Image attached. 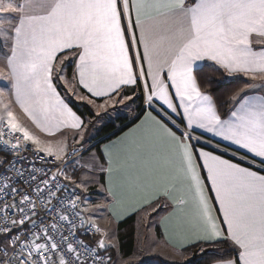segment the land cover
I'll use <instances>...</instances> for the list:
<instances>
[{
  "label": "snow or ice",
  "instance_id": "obj_1",
  "mask_svg": "<svg viewBox=\"0 0 264 264\" xmlns=\"http://www.w3.org/2000/svg\"><path fill=\"white\" fill-rule=\"evenodd\" d=\"M0 16V264H121L94 184L113 215L165 223L186 188L183 264H264V0H0Z\"/></svg>",
  "mask_w": 264,
  "mask_h": 264
},
{
  "label": "crops",
  "instance_id": "obj_2",
  "mask_svg": "<svg viewBox=\"0 0 264 264\" xmlns=\"http://www.w3.org/2000/svg\"><path fill=\"white\" fill-rule=\"evenodd\" d=\"M253 46L255 48L260 47L256 44H254ZM5 71H7V69H5ZM236 78L247 79L242 74H238L235 77H232V79ZM99 102L100 101H98V103ZM22 118H24L23 121H21L22 123L26 125L32 124L31 121L27 120V118L23 116V114ZM32 128H34L38 133L47 135L44 131H41V129L37 128L34 124H32L31 128H28L32 134H34L31 130ZM91 188H94L95 190L94 194L92 195V201L94 202V204H97L99 201H101L105 206H107L106 201L102 200L100 196L95 195L97 191H103L99 188V185L94 184L89 187V189ZM176 195L178 199L183 196L189 201V203H182L181 206L177 209L176 215L171 216L166 223L161 221L160 218L153 219V217L148 216L142 211L139 213H129L122 207H117L115 209V215H113L112 206H107V211L104 213H97L101 218L97 219L96 223L102 228H111L112 230H114L116 233V237L119 223L125 221L131 216L135 215L137 217L135 250L133 255L129 258L123 259L122 257H120L122 261H125L124 264H136L137 260L139 259H137L136 257L140 256L141 251L145 247L151 246H154L153 251L156 254L157 258H160L161 260L171 264L183 263L184 257L181 255V249L186 243L185 237H192L194 231L193 208L191 205V197L188 195L186 188H183L180 192L176 193ZM149 198H152L151 191H144L142 193H139L133 200H131L129 204L126 205V207L134 205L136 208H140L142 204L146 206L147 199ZM145 237H149V239L146 241Z\"/></svg>",
  "mask_w": 264,
  "mask_h": 264
},
{
  "label": "trees",
  "instance_id": "obj_3",
  "mask_svg": "<svg viewBox=\"0 0 264 264\" xmlns=\"http://www.w3.org/2000/svg\"><path fill=\"white\" fill-rule=\"evenodd\" d=\"M234 80H236L237 83L232 86L233 88L238 89V88L244 87L245 78H236ZM76 104L78 106V110L80 112H83L85 116H87L88 115L87 110L85 107H83L82 102H76ZM111 132H112L111 129H105L104 132H101L96 137V141L97 142L100 141L106 135H110ZM88 190L90 191L92 195L94 194V191H95L94 188H91ZM136 227H137V217L135 215L129 217L128 219L119 223L118 225L117 238L119 242V255L123 259L131 257L134 253L135 244H136V240H135ZM157 262H160V264H163V262L165 261L161 260L160 258H157V260L154 261V264H157ZM166 264H171V263L166 262Z\"/></svg>",
  "mask_w": 264,
  "mask_h": 264
},
{
  "label": "rangeland",
  "instance_id": "obj_4",
  "mask_svg": "<svg viewBox=\"0 0 264 264\" xmlns=\"http://www.w3.org/2000/svg\"><path fill=\"white\" fill-rule=\"evenodd\" d=\"M3 18H4L3 16H0V19H3ZM2 67H3V65L0 62V68H2ZM4 71H5V69H4ZM0 79L3 80V76L2 75H0ZM16 110L19 113V109L17 108ZM19 114H20L21 121H23L24 118H22V114L21 113H19ZM27 127L31 128L32 124L27 125ZM31 130L33 131L34 135L36 137H38L39 139H41V140H53V139H55V137H49L48 135L36 132V130L34 128H32ZM88 192L90 193L89 190H88ZM91 199H92V196H91ZM101 207H105V205L101 201H99L97 204H94V202H93V203H90V204L87 205L88 211L90 213H99ZM116 239H117V237H116ZM136 258L138 259L139 257L137 256ZM124 262L125 261L121 260V264H124Z\"/></svg>",
  "mask_w": 264,
  "mask_h": 264
}]
</instances>
